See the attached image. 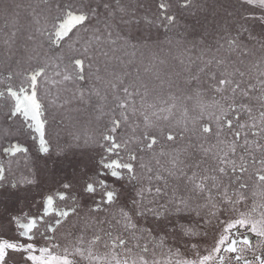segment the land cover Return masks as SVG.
Segmentation results:
<instances>
[{
    "label": "snow or ice",
    "instance_id": "snow-or-ice-1",
    "mask_svg": "<svg viewBox=\"0 0 264 264\" xmlns=\"http://www.w3.org/2000/svg\"><path fill=\"white\" fill-rule=\"evenodd\" d=\"M241 2L262 10L261 16L250 15L244 19L264 23V0ZM55 7L62 14L53 18L49 43L60 49L61 55L56 57L54 73L59 79L52 83L77 84L73 97L81 103H89L92 95L106 100L107 96H101L99 89H88L89 95L85 96L82 86L85 61L90 60L89 50L104 32L115 43L111 39L115 17L120 14L123 19L127 8L118 3L113 11L105 0H68ZM101 7L106 10L103 32L94 25V21L100 22ZM173 7L187 10L198 5L194 0L176 3L158 0L156 19L173 26L177 20L171 11ZM147 23L151 25L153 21ZM222 27L231 26L225 23ZM235 31L236 35L227 40L226 51L245 54L242 39L243 33L249 30L241 25ZM81 32L91 35L82 42ZM117 38H121L119 34ZM123 39L125 43L135 39L133 48L141 43L140 38ZM216 64L218 74L210 77L212 95L205 97L197 87L194 96H187L195 104L191 109L184 105L183 119L175 123V102L165 101L163 107L147 103L146 92L137 107L135 97L140 96L139 89L120 87L124 82L119 78V84L109 81L113 91L119 89L123 96L114 95L115 106L109 112L104 111L103 105L96 109L100 114L97 119L109 116L103 142H97L102 149L99 159L80 181L55 182V188L33 196L31 205L36 207L35 212L31 208L14 210L15 205L0 208V264H79L77 258L102 264H160L147 255L149 244L162 248L169 238L174 241L177 253L183 250L192 256L179 259L176 264H264V71L256 77L257 84H253L251 80L244 81L245 71L232 67L230 56L217 59ZM254 67L259 70L260 64ZM48 71V64H37L26 72L28 86L19 89L8 86L6 94L11 104L4 105L8 108V118H22V131L26 128L36 134L33 139H38L41 155L50 152L46 109L40 98L41 83H49ZM4 97L5 93L0 92V98ZM205 117L209 122L200 123ZM188 133L197 140L189 137L187 144L178 145ZM5 151L15 156L27 153L28 149L15 144ZM164 157L168 159L162 164ZM250 168H256L251 178L259 189V192L252 191L251 196V186L245 180ZM5 171L0 167V195L12 196L13 190L20 192L25 186L38 183L36 178L6 183ZM129 184L131 193L125 191ZM257 196L261 197L259 205ZM125 198L131 200V206ZM69 200L71 206L60 207L57 203ZM116 205L119 218L115 224L122 227L123 234L117 233L110 251L103 257L97 256L91 247L101 239L96 235L87 248L83 246V236L66 245L57 242L56 233L61 225H67L69 217H79L87 228L90 218L83 209L99 213ZM149 217L151 222L142 225L141 220L147 222ZM106 235L111 238L112 233ZM126 235L135 243L130 244Z\"/></svg>",
    "mask_w": 264,
    "mask_h": 264
},
{
    "label": "rangeland",
    "instance_id": "rangeland-1",
    "mask_svg": "<svg viewBox=\"0 0 264 264\" xmlns=\"http://www.w3.org/2000/svg\"><path fill=\"white\" fill-rule=\"evenodd\" d=\"M67 2L68 0H47V3L45 0H0V92L5 93V97L0 98V167L6 170V183L31 178L38 180L37 184L25 186L20 192L13 190L12 196L7 193L0 195V208L4 205H15L14 210L23 208L28 211L31 208V211L35 212L36 207L31 205L33 196L38 197L40 192L55 188V182L80 181L83 174L94 166L102 151L97 142H103L102 134L107 132L105 125L109 123L108 115L97 119L100 114L96 109L103 105L104 111L109 112L115 106L114 95L123 96L119 89L113 91L109 81L119 84V79H122L124 83L120 87L139 89L140 96L135 97L137 107H140L141 96H145L146 92L147 103L163 107L166 106L165 101L169 104L175 102V123L183 119L184 105L191 109L195 104V101L188 100L187 96H194L197 87L205 97L212 95L210 77L213 73L218 74L217 59L230 56L232 67L247 73L243 78L245 82L251 80V83L257 84L256 77L264 71V23L244 19L250 15L261 16L262 10L259 8H250L241 0H194L198 7L187 10L177 7L171 9L177 20L173 26L168 27L156 19L158 0H105L113 11L118 3L126 7L127 14L123 19L120 14L115 17L111 38L115 43H111L104 32L101 40L94 41V47L90 48V60L85 61V81L82 85L85 96L89 95L88 89H99L100 95H106L107 99L99 100L92 95L89 103H81L78 98L73 97V93L77 92V84L63 86L52 83L53 80L59 79L54 73L57 70L56 57L61 55V50L49 43V33L52 30L53 18L62 14L55 5ZM176 2L182 0H174V3ZM99 13L100 22L97 24L94 21V25L103 32L106 10L101 7ZM148 20L153 23L149 25ZM225 23L231 27L224 29L222 26ZM241 25L249 30L243 33L242 47L245 54H229L226 51L227 40L236 35L235 29ZM117 34L121 38H117ZM90 35V32L79 34L82 42ZM128 36L140 38L141 43L133 48L135 39L128 43L123 39ZM33 56L36 58L31 59ZM256 63L260 64L259 70L254 67ZM37 64L49 65V83L42 82L40 85V98L46 109V139L50 147L47 155L40 154L38 140H33L28 145V140L25 141L24 138L26 136L28 139L32 133L18 129L16 126L20 123L15 118H8V108L4 107L5 104H11L6 88L27 87L25 73L30 72ZM9 76L12 78L9 79ZM193 77H198V80ZM256 109H259L258 104ZM4 121L11 127H5ZM208 122L207 117L200 121ZM189 137L193 141L197 140L196 136L188 133L184 140L178 141L177 144H187ZM15 144L22 148L27 147V153L20 152L13 156L4 150L1 152V147L10 148ZM167 159L161 158V163L164 164ZM255 172L256 168H250L249 173L245 175V180L251 186L250 196L252 191L259 192L256 181L251 178V174ZM143 182L147 183L146 180ZM125 191L131 193L132 185H127ZM125 199L131 206V200ZM256 202L259 205L260 196H257ZM57 203L60 207H65L71 206L72 202L69 200ZM88 204L93 206L92 201H88ZM82 211L90 218L89 226L85 228L79 217L71 216L67 225H61L56 233V240L61 245H66L83 236V246L87 248L94 235L99 236L101 239L91 247L97 256L103 257L110 251V245L117 233L123 234L122 227L115 224V219L119 218V206H112L99 213H90L87 208ZM150 222L151 217L147 222L141 220L142 225ZM107 232L112 233L111 238L106 235ZM125 238L130 244L135 243L131 237L126 235ZM143 242L142 240L141 243ZM106 245L109 247L106 248ZM173 245L171 238L162 248L149 244L147 255L154 257L160 264H168V261L176 264L179 259L192 258L190 253L183 250L177 253ZM170 246H173L172 251H169ZM77 259L79 264H102L88 259Z\"/></svg>",
    "mask_w": 264,
    "mask_h": 264
},
{
    "label": "flooded vegetation",
    "instance_id": "flooded-vegetation-1",
    "mask_svg": "<svg viewBox=\"0 0 264 264\" xmlns=\"http://www.w3.org/2000/svg\"><path fill=\"white\" fill-rule=\"evenodd\" d=\"M15 120L16 121H18L19 123H20V125H18V126H16L18 129H21V124H22V118H20V119H17V118H15ZM4 123H5V127H11V126H9V123H7L6 121H4ZM25 131L27 130L26 128L24 129ZM26 132H28V131H26ZM29 133V132H28ZM31 133V132H30ZM35 135L32 133V134H29V136H28V139H27V137L25 136V141L26 140H28L27 142H28V145H29V143H31V141H35L36 142V140H38V139H33V137H34ZM25 144V146L27 145V143H24ZM27 148V147H26ZM1 152L4 150V152H6L5 151V149H7V147H1ZM7 153V152H6ZM8 154V153H7ZM252 239L253 240H255L256 238L255 237H252Z\"/></svg>",
    "mask_w": 264,
    "mask_h": 264
}]
</instances>
